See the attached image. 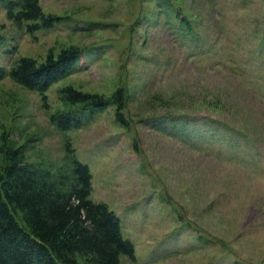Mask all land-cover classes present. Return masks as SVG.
Masks as SVG:
<instances>
[{
  "label": "rangeland",
  "instance_id": "374dc122",
  "mask_svg": "<svg viewBox=\"0 0 264 264\" xmlns=\"http://www.w3.org/2000/svg\"><path fill=\"white\" fill-rule=\"evenodd\" d=\"M7 1L17 0H0L7 72L21 58H80L48 91V109L37 92L0 82V174L12 150L57 167L71 143L91 168L92 200L117 213L135 246L136 263L121 264H264V0H39L59 22L33 35L8 19ZM170 6L191 36L169 26ZM65 87L106 99L123 90L128 126L110 106L60 131L50 118L68 109ZM183 115L228 130L185 141L156 129Z\"/></svg>",
  "mask_w": 264,
  "mask_h": 264
},
{
  "label": "trees",
  "instance_id": "16d2710c",
  "mask_svg": "<svg viewBox=\"0 0 264 264\" xmlns=\"http://www.w3.org/2000/svg\"><path fill=\"white\" fill-rule=\"evenodd\" d=\"M6 10L10 21L32 35L52 29L59 22V18L44 13L39 0L7 1ZM172 10L177 22L169 26L177 35L187 30L191 36L193 28L187 19L179 10ZM262 34L264 49V31ZM79 54L77 49L63 51L57 58L50 54L41 64L21 58L9 72L0 66V82L10 77L37 92L48 109V91L71 74ZM124 94L120 89L106 99L65 87L60 97L68 109L52 114L51 122L60 131L68 132L113 106L117 122L127 127ZM219 107L223 109L225 104L220 102ZM165 120L168 126L158 125L156 129L186 134L182 137L185 141L186 137L198 140L196 133L228 130L224 123L213 129L214 120L198 123L189 115L178 120L168 116ZM66 145L63 163L57 167L27 161L22 149L10 153L8 165L0 174V264H121L123 256L136 263L135 246L123 235L122 219L108 204L92 200L91 168L74 156L71 143Z\"/></svg>",
  "mask_w": 264,
  "mask_h": 264
}]
</instances>
